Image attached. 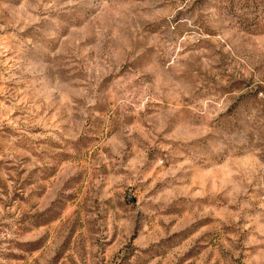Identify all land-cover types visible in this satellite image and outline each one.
I'll list each match as a JSON object with an SVG mask.
<instances>
[{"label": "rangeland", "instance_id": "374dc122", "mask_svg": "<svg viewBox=\"0 0 264 264\" xmlns=\"http://www.w3.org/2000/svg\"><path fill=\"white\" fill-rule=\"evenodd\" d=\"M0 264H264V0H0Z\"/></svg>", "mask_w": 264, "mask_h": 264}, {"label": "water", "instance_id": "95a60500", "mask_svg": "<svg viewBox=\"0 0 264 264\" xmlns=\"http://www.w3.org/2000/svg\"><path fill=\"white\" fill-rule=\"evenodd\" d=\"M131 200H134L133 198L130 197Z\"/></svg>", "mask_w": 264, "mask_h": 264}]
</instances>
